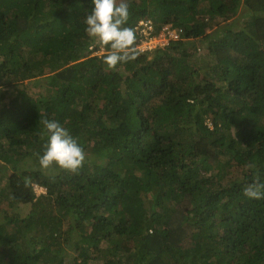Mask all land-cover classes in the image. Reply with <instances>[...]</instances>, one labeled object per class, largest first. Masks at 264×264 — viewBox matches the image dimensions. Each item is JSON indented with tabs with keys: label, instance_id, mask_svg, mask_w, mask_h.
Returning a JSON list of instances; mask_svg holds the SVG:
<instances>
[{
	"label": "trees",
	"instance_id": "1",
	"mask_svg": "<svg viewBox=\"0 0 264 264\" xmlns=\"http://www.w3.org/2000/svg\"><path fill=\"white\" fill-rule=\"evenodd\" d=\"M127 3L178 35L108 70L91 0H0V264H264V0ZM42 119L78 173L40 169Z\"/></svg>",
	"mask_w": 264,
	"mask_h": 264
},
{
	"label": "clouds",
	"instance_id": "2",
	"mask_svg": "<svg viewBox=\"0 0 264 264\" xmlns=\"http://www.w3.org/2000/svg\"><path fill=\"white\" fill-rule=\"evenodd\" d=\"M91 4V13L84 19L85 32L104 47L106 55L103 63L107 69L114 70L119 64L135 60L138 55L136 33L133 28L125 26L130 17L127 0H91ZM164 41L166 44L165 38ZM40 123L43 125L41 137L47 136L45 151L39 157L40 169L45 172L78 173L86 161L84 149L57 121L42 119ZM248 167L255 165L249 164ZM38 189L37 195L44 193L42 188L34 186L35 193ZM243 195L253 200L264 199V183L259 182L258 176L244 188Z\"/></svg>",
	"mask_w": 264,
	"mask_h": 264
},
{
	"label": "rangeland",
	"instance_id": "3",
	"mask_svg": "<svg viewBox=\"0 0 264 264\" xmlns=\"http://www.w3.org/2000/svg\"><path fill=\"white\" fill-rule=\"evenodd\" d=\"M164 37L162 33L155 36V40H152L150 45H147L149 48H153L156 45L160 46L164 44ZM206 43L203 41H196L193 47H190V53L193 54V63L196 66H201L202 64H209L212 63L211 58L207 57L205 45ZM41 83L35 84L34 81H27L23 85V88L29 93L34 94L41 89ZM39 193V189L36 190V194ZM21 215L24 216L28 213L29 207L28 206H21Z\"/></svg>",
	"mask_w": 264,
	"mask_h": 264
},
{
	"label": "built area",
	"instance_id": "4",
	"mask_svg": "<svg viewBox=\"0 0 264 264\" xmlns=\"http://www.w3.org/2000/svg\"><path fill=\"white\" fill-rule=\"evenodd\" d=\"M135 30L138 31L142 35V39H140V50L145 51V50H150L153 48H149L147 45H150L152 43V40H155V37H153L151 34L153 32V28L149 21H140L137 24V27H135ZM179 32V31H178ZM162 35L164 38H177L178 33L175 31H171L168 27H164L162 29ZM157 46V45H156Z\"/></svg>",
	"mask_w": 264,
	"mask_h": 264
}]
</instances>
